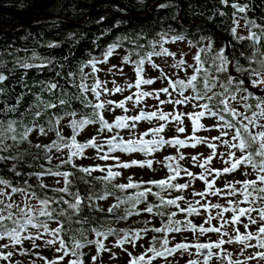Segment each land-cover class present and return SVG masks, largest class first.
<instances>
[{
	"label": "snow or ice",
	"instance_id": "1",
	"mask_svg": "<svg viewBox=\"0 0 264 264\" xmlns=\"http://www.w3.org/2000/svg\"><path fill=\"white\" fill-rule=\"evenodd\" d=\"M219 4V46L169 26L66 72L35 52L0 61V264H264V16L255 0ZM30 69L53 78L29 86ZM133 168L166 175L118 182Z\"/></svg>",
	"mask_w": 264,
	"mask_h": 264
},
{
	"label": "trees",
	"instance_id": "2",
	"mask_svg": "<svg viewBox=\"0 0 264 264\" xmlns=\"http://www.w3.org/2000/svg\"><path fill=\"white\" fill-rule=\"evenodd\" d=\"M239 2L244 3L246 0ZM157 3H170L172 7L156 9L153 5ZM255 6V16H264V11H261L264 9V0H255ZM216 8L231 15L232 9L220 5L219 0H0V61L7 62V68H11L14 56L31 62L30 57L35 52L45 59L53 60L57 71L60 70V64H66V72L74 70L91 56L98 57L108 44L119 37L134 36L137 33L151 37L161 30H168L169 26L175 32H185L190 39L215 33L219 38V46L230 40L224 29L231 21L221 24L219 16L210 20L209 17H212ZM249 15L252 16L253 13ZM173 16L176 19H172ZM50 44L59 46L49 47ZM172 46L174 45H169L173 51ZM65 57L68 58L67 61ZM110 63L116 64L118 61L111 59ZM125 70L131 74L130 69ZM27 71L29 86L37 78H53V73L47 70L43 73L31 69ZM23 72L22 69L17 70L15 76L5 82L6 87L15 89L13 97L24 91L17 83ZM103 78L101 74V79ZM10 102L14 103V99ZM92 131H86L81 139L92 135ZM156 167L159 169V166ZM137 169L138 171L125 170L124 179L118 182H125L129 175L143 180L161 178L160 171L146 176L144 169ZM119 226L140 225H133L129 221ZM90 251L95 254L94 249ZM45 255L51 256V253L45 252ZM103 261L104 264H110L108 260Z\"/></svg>",
	"mask_w": 264,
	"mask_h": 264
},
{
	"label": "rangeland",
	"instance_id": "3",
	"mask_svg": "<svg viewBox=\"0 0 264 264\" xmlns=\"http://www.w3.org/2000/svg\"><path fill=\"white\" fill-rule=\"evenodd\" d=\"M177 47L183 48L184 45H183V44H179V45H174V46H172L173 51H176ZM188 59L190 60L191 58L188 57ZM160 86H161V85H160L159 83H157V84H155L153 87L159 88ZM149 103H154V102H153V101H149ZM166 110H167V109H166ZM142 127H143V126H142ZM167 135H168V136H171L172 133H171V132H168ZM201 135H206V133H201ZM211 135H216V133H215V132H212ZM203 149H204L203 147H199V146H198V148L195 149V150H194V149H191V148H188V149H185V150H183V151L185 152V154H186V153H193V154H195L196 152H202ZM172 151H173L172 149H169V150H167V151H164V152L158 153V154H157V157L161 156L162 154H166V153H169V152H172ZM205 153H206L205 155H207V151H205ZM138 157H139V156H137L136 158H138ZM123 159H128V157H127V156H123ZM156 166H159V165H156ZM132 170H133V171H138L137 168H133ZM144 173H145L146 176H149V175H152V174H153L151 171H149V170H147V169H144ZM196 188H198V184H197V183H196ZM114 250H118V249H114ZM123 258H124V257H121V258L116 259L115 263L117 264L119 261H120L121 263H123V261L125 260V259H123ZM103 260H109V261L114 262L113 259H111V260L109 259L108 254H106L105 256H103Z\"/></svg>",
	"mask_w": 264,
	"mask_h": 264
},
{
	"label": "flooded vegetation",
	"instance_id": "4",
	"mask_svg": "<svg viewBox=\"0 0 264 264\" xmlns=\"http://www.w3.org/2000/svg\"><path fill=\"white\" fill-rule=\"evenodd\" d=\"M205 151H207V149L206 148H204L203 149V151H202V153H204V154H206L205 153ZM169 153H166V154H162V155H168ZM161 155V156H162ZM186 155H193V153H186ZM185 167H188L190 170H192V171H198V169H196V168H194V167H192V165H191V162L190 161H183V162H181ZM214 166H216V167H219L220 165L219 164H214ZM160 177L162 178V177H164L165 175H166V171L165 170H160ZM180 182H184L183 180H181ZM197 184H198V188L197 189H201V188H203V184L201 183V182H197ZM179 239V238H178ZM114 251H116L117 253H119V249L118 250H114ZM123 259H125L124 261H123V263H121L120 261L117 263V264H126V257H124ZM114 260V262H112V261H109L110 262V264H116L115 263V261H116V259H113ZM180 264H184V261L183 260H181L180 261Z\"/></svg>",
	"mask_w": 264,
	"mask_h": 264
},
{
	"label": "water",
	"instance_id": "5",
	"mask_svg": "<svg viewBox=\"0 0 264 264\" xmlns=\"http://www.w3.org/2000/svg\"><path fill=\"white\" fill-rule=\"evenodd\" d=\"M226 42H227V40H226Z\"/></svg>",
	"mask_w": 264,
	"mask_h": 264
}]
</instances>
